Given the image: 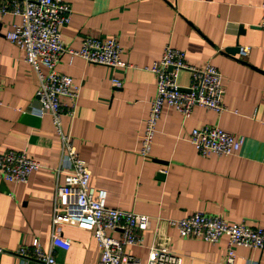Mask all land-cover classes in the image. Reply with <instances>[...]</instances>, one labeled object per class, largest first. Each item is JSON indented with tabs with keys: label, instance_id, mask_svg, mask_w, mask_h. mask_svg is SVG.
I'll return each instance as SVG.
<instances>
[{
	"label": "crops",
	"instance_id": "obj_1",
	"mask_svg": "<svg viewBox=\"0 0 264 264\" xmlns=\"http://www.w3.org/2000/svg\"><path fill=\"white\" fill-rule=\"evenodd\" d=\"M70 23L61 29L66 49L78 50L86 37L114 38L120 59L132 68L92 65L63 54L56 71L80 86L73 116L61 118L90 170L89 184L106 194L105 206L144 216L148 227L141 246L124 252L146 264L151 249L173 253L182 264H224L228 240L217 244L182 239L168 225L194 212L223 217L231 225L264 228V0H64ZM20 23L0 15V153L23 152L40 164L25 184L0 178V264H39L15 255L37 240L48 248L53 235L69 241L56 250V264H98L91 233L53 225L61 141L51 117H37L38 79L24 52L5 34ZM169 46L184 53L190 66L216 67L223 76L227 111L195 107L189 118L164 106L148 158L138 154L155 77L145 70ZM249 48L247 56L226 49ZM122 82L114 88L111 81ZM189 73L177 83L187 86ZM67 102V100H64ZM218 127L243 136L238 153L201 158L189 142L192 130ZM164 174L161 180L156 175ZM117 238L118 232L110 233ZM235 264H264V250L235 247Z\"/></svg>",
	"mask_w": 264,
	"mask_h": 264
},
{
	"label": "built area",
	"instance_id": "obj_2",
	"mask_svg": "<svg viewBox=\"0 0 264 264\" xmlns=\"http://www.w3.org/2000/svg\"><path fill=\"white\" fill-rule=\"evenodd\" d=\"M6 14L19 17L20 23L7 32L5 38L24 52L25 63L34 70L38 79L36 108H32L31 113L37 117L49 115L61 141L56 175L62 174L63 179L55 185L53 225L71 226L91 233L99 248L98 264H140L137 258L125 254L124 248L142 245L141 233L148 227V220L140 214L107 208L105 192L90 186L87 163L77 154L71 137L61 129V118L74 114L80 86L72 78L56 71L60 57L66 53L70 58H80L92 65L124 69L132 66L121 61V48L114 38L86 37L78 50L64 48L61 29L70 23L72 14L64 0H0V15ZM259 27L264 30V17ZM248 53L249 48L240 49L242 56ZM144 69L155 77V95L139 139L138 154L141 158L149 157L165 105L173 108L183 120L190 117L195 107L217 114L227 111L224 80L216 67L210 64L200 69L190 66L185 62L183 52L166 46L159 60ZM181 71L189 73L187 86L177 83ZM111 85L121 88L122 82L113 79ZM189 142L201 158L228 157L239 152L245 138L218 127H205L192 130ZM39 168L40 164L23 152L0 153V178L7 183L25 184ZM168 225L182 239L217 244L222 238H227L224 264H235V247L264 250V228L231 225L218 215L194 212L186 218L170 220ZM112 232H118L119 236L111 237ZM56 250L68 251L69 241L53 235L46 250L34 240L29 247L17 248L15 255L39 264H56ZM146 264H182V260L168 251L151 249Z\"/></svg>",
	"mask_w": 264,
	"mask_h": 264
},
{
	"label": "water",
	"instance_id": "obj_3",
	"mask_svg": "<svg viewBox=\"0 0 264 264\" xmlns=\"http://www.w3.org/2000/svg\"><path fill=\"white\" fill-rule=\"evenodd\" d=\"M240 49H241V47H239V46H236L234 48H228V49H226V53H230L232 55H235L237 53H240ZM169 70H171V68H169ZM163 175L164 174L159 173L156 175V177H157V179L161 180L164 177Z\"/></svg>",
	"mask_w": 264,
	"mask_h": 264
}]
</instances>
